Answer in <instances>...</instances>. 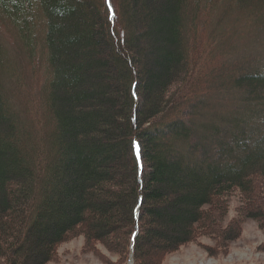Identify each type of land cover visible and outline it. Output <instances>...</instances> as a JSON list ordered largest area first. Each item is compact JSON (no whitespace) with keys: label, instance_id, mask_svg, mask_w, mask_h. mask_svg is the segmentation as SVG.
<instances>
[{"label":"trees","instance_id":"trees-1","mask_svg":"<svg viewBox=\"0 0 264 264\" xmlns=\"http://www.w3.org/2000/svg\"><path fill=\"white\" fill-rule=\"evenodd\" d=\"M245 219L264 228V0H0V264L79 235L159 264Z\"/></svg>","mask_w":264,"mask_h":264},{"label":"rangeland","instance_id":"rangeland-1","mask_svg":"<svg viewBox=\"0 0 264 264\" xmlns=\"http://www.w3.org/2000/svg\"><path fill=\"white\" fill-rule=\"evenodd\" d=\"M5 34L6 42L10 41L9 34L6 31ZM38 58L35 65L38 75L40 76L41 73L42 77L48 68L43 55ZM228 201L226 224L236 217V209L239 205L237 195L231 196ZM263 241L264 228L259 227L256 220L245 219L238 237L222 244L221 250H216L217 244L213 238L202 236L166 255L159 264H264ZM98 250L101 254L99 256L85 248L84 237L79 235L59 245L56 262L49 261L45 264H112L116 259L115 254L106 251L102 246H98Z\"/></svg>","mask_w":264,"mask_h":264},{"label":"water","instance_id":"water-1","mask_svg":"<svg viewBox=\"0 0 264 264\" xmlns=\"http://www.w3.org/2000/svg\"><path fill=\"white\" fill-rule=\"evenodd\" d=\"M129 264H132L131 261L129 262Z\"/></svg>","mask_w":264,"mask_h":264}]
</instances>
